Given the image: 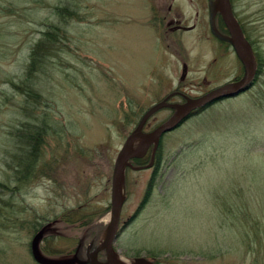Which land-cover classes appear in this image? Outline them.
Listing matches in <instances>:
<instances>
[{
    "label": "rangeland",
    "instance_id": "obj_1",
    "mask_svg": "<svg viewBox=\"0 0 264 264\" xmlns=\"http://www.w3.org/2000/svg\"><path fill=\"white\" fill-rule=\"evenodd\" d=\"M195 1L179 0L187 15ZM144 2L0 0V264H38L30 253L38 227L43 255L82 263L91 239L103 241L114 161L141 116L173 90L196 95L236 76L211 69L214 57L228 66L232 56L208 28L184 33L177 49L145 27ZM232 2L260 73L243 94L161 136L141 207L152 170L126 169L114 242L126 262L264 264V0ZM51 25L59 41L33 65L31 48ZM170 115L155 111L146 129ZM36 131L31 158L26 136ZM26 160L33 172L18 166Z\"/></svg>",
    "mask_w": 264,
    "mask_h": 264
},
{
    "label": "water",
    "instance_id": "obj_2",
    "mask_svg": "<svg viewBox=\"0 0 264 264\" xmlns=\"http://www.w3.org/2000/svg\"><path fill=\"white\" fill-rule=\"evenodd\" d=\"M209 10V23L212 34L232 45L236 56L243 65V75L236 81L227 82L221 86L215 87L200 96L189 98L181 104H168L165 100H162L151 106L141 116L134 129L125 138L114 161L110 188L109 222L104 231L103 241L87 255L86 260L82 263L156 264L154 261L143 256L135 257L132 263L120 260L117 258L116 251L114 249V242L121 229L119 228V218L123 204L124 172L126 167L129 165V160L132 158L143 157L149 147L152 146L151 160L147 164V167L151 166L159 139L164 133L170 132L178 127L194 111L206 108V106L217 100L234 97L243 91H246L253 84L257 74L255 57L250 43L246 40L240 25L233 16L229 0H209ZM217 10L220 11L222 19L229 30V36L221 34L216 29L214 17ZM183 77L184 75H182L181 79ZM165 105L172 107L174 112L165 121L155 126L152 130L144 132L143 126L150 115ZM42 235L43 230H39L35 235H33L30 242L31 255L35 262L38 264H73L76 262V257L67 260H55L43 256L38 247V243ZM102 249L105 253L104 261H100L97 257L98 252Z\"/></svg>",
    "mask_w": 264,
    "mask_h": 264
},
{
    "label": "flooded vegetation",
    "instance_id": "obj_3",
    "mask_svg": "<svg viewBox=\"0 0 264 264\" xmlns=\"http://www.w3.org/2000/svg\"><path fill=\"white\" fill-rule=\"evenodd\" d=\"M189 1H192V0H189ZM182 3L179 2V0H145V2H144L145 16L142 17L145 19L144 22H147L146 25H148L145 27L150 29L152 33L161 34L162 38L165 41H167V44H174L175 47H177V49H178V46L183 45L182 38H183L184 33L194 31L197 27H201L203 25L204 28L206 29V31L208 28L209 36H208V33H207V36H208L209 40L213 39V40L219 42V45L222 46L226 51L225 57H227L228 55L232 56V60L229 59V61H228L229 62L228 66H222L223 64L218 65L217 59L219 58V56L214 57L215 65H212V66L210 65L211 69L214 71H216V69L219 71H222L224 68L229 67L230 70H235L237 72V74L235 77L230 78L223 83L238 80L244 73L243 65L240 62V60L237 58L232 45L229 42L221 40L218 37H216L214 34H212V32L210 30V23H209V17H210L209 0L195 1L194 5L198 6V10H194L193 12H191L190 15H187L182 10L183 9L182 7H184L182 5ZM229 3H230V8L232 10L233 16L236 18L238 24L240 25V28L242 29V32H243L245 38L248 40V38L245 34V31H244V27L236 15L232 0H229ZM185 19H188V20L190 19L191 22L186 23ZM206 19H207V22H206ZM214 23H215L217 30L221 34L226 35V36L230 35L229 30L227 29L226 24H225L224 20L222 19V16H221V13L219 10H217L215 13ZM206 24H207V26H206ZM220 54H222L221 51H220ZM179 64L181 66V73H180L179 78L181 79L182 75L187 73L188 66L186 65V62L184 61L183 58L179 59ZM184 76H186V75H184ZM205 79H206V76H203V80H205ZM209 90H207V91H209ZM207 91L201 92V93L196 94V95H187L183 91L176 89V90L169 92L167 95H165L162 98V100H165V102L168 104H175L171 100V97L172 96L181 97L182 101L179 103H176V104H181V103H184L187 99L202 95V94L206 93ZM226 99H228V98L220 99L216 102H221V101H224ZM163 108H170L171 114L174 112V109L170 106L165 105ZM195 112H197V111H195ZM147 121L143 126V131H145V132L153 129L152 127L149 130L146 129ZM155 154H156V152H155ZM155 154H154L152 165L150 167H148L151 170H152V167H153L155 159H156ZM151 155H152V148H151L150 155L148 157H146L147 156V153H146V155L144 157L130 159V161H129L130 165L126 169H136V168L148 169V168L143 167V166L147 165L148 162H150ZM134 159H141V160H143L142 161L143 163H139V164L135 163ZM153 173H154V169L151 171V174H153ZM144 198H145V196L142 198L139 207H141L143 205V203L146 201V199H144ZM120 228L122 229L123 225H121ZM121 229H120V231H121ZM96 246H98V245H96ZM96 246L93 248H89L90 250L86 251L85 260L87 258V255L90 254L96 248ZM73 255H76V254H73ZM97 257L100 261H104L105 253H104L103 249L98 252ZM78 258H79V256H78ZM148 259H150V258H148ZM150 260L154 261L156 264H159V262H157L154 259H150ZM75 264H77V262ZM80 264H88V263H80Z\"/></svg>",
    "mask_w": 264,
    "mask_h": 264
},
{
    "label": "trees",
    "instance_id": "obj_4",
    "mask_svg": "<svg viewBox=\"0 0 264 264\" xmlns=\"http://www.w3.org/2000/svg\"><path fill=\"white\" fill-rule=\"evenodd\" d=\"M53 9L55 11V14H57L58 16L63 17V15H65V17H66L65 13H67V10L66 11L62 10V8L60 6H55ZM51 29H54L55 32H51L50 31ZM59 30H60L59 27L56 28L55 25H53V26L51 25V27L49 29H47L46 31H42L41 36L39 37V39L35 43V45H33V47L31 48V51H30V56H31L30 59L32 60L31 62L33 63V65L39 64L41 62V60L39 59L40 58L39 55L42 53L43 49H44V52H45L46 55H49V53L54 51L53 44H55V43H57L59 41L58 40L59 32H58V36H57V31H59ZM255 59H256L257 70H258V74H259L260 73V69H261V65L263 64V59L259 55H255ZM26 137H27L28 145L30 147H32L31 150L28 149V152H27L28 156L31 157V158H34V157L37 156L36 152L38 151V148L40 147L39 146V143L41 142L40 132H38V131L31 132ZM134 161H135V163H138V164L139 163H143L142 162L143 160H141V159H134ZM18 166L23 168V170L25 172H33L32 171L33 170V165H32L31 161H28V160L23 161V162L19 163ZM156 176H157V172L154 169V173L152 174V176H151V178H150V180H149V182L147 184L146 190H145V197L150 195V191L153 189V187L155 185ZM38 228H35V231L36 230H40ZM90 233H92L91 230H90ZM89 243H91L89 248H93V247H95L97 245L94 242V237L91 239V241Z\"/></svg>",
    "mask_w": 264,
    "mask_h": 264
},
{
    "label": "bare ground",
    "instance_id": "obj_5",
    "mask_svg": "<svg viewBox=\"0 0 264 264\" xmlns=\"http://www.w3.org/2000/svg\"><path fill=\"white\" fill-rule=\"evenodd\" d=\"M117 258L120 259V260H123V257L117 255Z\"/></svg>",
    "mask_w": 264,
    "mask_h": 264
}]
</instances>
